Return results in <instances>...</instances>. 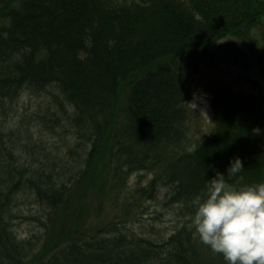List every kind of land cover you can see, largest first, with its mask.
<instances>
[{
	"label": "trees",
	"instance_id": "16d2710c",
	"mask_svg": "<svg viewBox=\"0 0 264 264\" xmlns=\"http://www.w3.org/2000/svg\"><path fill=\"white\" fill-rule=\"evenodd\" d=\"M263 18L264 0H0V264H228L195 235L192 201L217 172L264 183V90L205 85L211 125L194 140L177 69ZM149 199L172 226H154Z\"/></svg>",
	"mask_w": 264,
	"mask_h": 264
},
{
	"label": "clouds",
	"instance_id": "9594fccd",
	"mask_svg": "<svg viewBox=\"0 0 264 264\" xmlns=\"http://www.w3.org/2000/svg\"><path fill=\"white\" fill-rule=\"evenodd\" d=\"M242 171L237 157L230 162L227 176ZM192 204L191 223L202 244L222 254L228 264H264V183L237 187L217 172Z\"/></svg>",
	"mask_w": 264,
	"mask_h": 264
},
{
	"label": "rangeland",
	"instance_id": "374dc122",
	"mask_svg": "<svg viewBox=\"0 0 264 264\" xmlns=\"http://www.w3.org/2000/svg\"><path fill=\"white\" fill-rule=\"evenodd\" d=\"M264 18L260 25L252 30L250 41H241L232 37H224L212 46H227L235 43L234 48H225L226 50L215 56L214 60L204 59L194 62L192 65L182 66L177 69V74L187 83L191 90V99L188 102V108L191 110L193 117L190 121V135L194 139L203 137L211 125L210 93L205 89L209 83L226 84L233 90H244L251 93H258L264 90V77L261 74V66L258 63L257 55L264 46ZM191 103H195L193 108ZM194 139V140H195ZM150 179V174L146 172L136 173L129 180L130 189L143 187ZM158 198V196L156 195ZM121 199L114 204H121ZM147 209L151 214L154 212L161 213L163 221H157L154 226L160 229H166L173 225L175 217L163 211V207L149 199L145 202ZM92 206V204H91ZM94 206V205H93ZM117 208V207H116ZM109 206L105 216L99 221V225L115 220L120 209ZM92 214V212H91ZM93 215V214H92ZM91 217V216H90ZM90 221L94 222L93 217ZM140 223L146 225L153 224L151 215H144ZM32 226L22 224L20 229L21 235L25 236Z\"/></svg>",
	"mask_w": 264,
	"mask_h": 264
}]
</instances>
